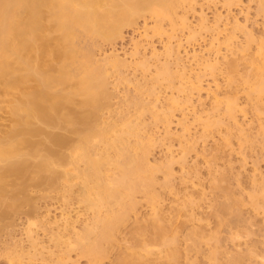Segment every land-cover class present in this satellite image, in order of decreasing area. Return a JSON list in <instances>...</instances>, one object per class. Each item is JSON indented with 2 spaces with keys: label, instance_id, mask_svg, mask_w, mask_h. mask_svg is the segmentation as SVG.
<instances>
[{
  "label": "rangeland",
  "instance_id": "obj_1",
  "mask_svg": "<svg viewBox=\"0 0 264 264\" xmlns=\"http://www.w3.org/2000/svg\"><path fill=\"white\" fill-rule=\"evenodd\" d=\"M179 1L173 7L164 6L172 19L164 17L158 22L146 12L125 26L121 37L98 38L93 49L109 73L111 110H103V121L136 120L135 112L142 113V106L134 105L132 97H141L149 105L143 116L139 114L145 142L151 141L149 163L157 167L172 157L175 161L170 178L165 169L155 172L157 199L136 193L135 210L115 230V240L105 243L106 256L91 262L79 249L67 246L90 225L93 212L81 199L75 166H65L61 169L75 175V179L67 175L68 182L73 178L71 187L63 176L52 187L30 185L29 204L18 210L5 208L9 214L0 227V264H55L62 259L65 264H116L129 252L140 254L137 264H167L164 256L174 247L180 251V264H231L234 256L238 260L241 256V264H264V93L250 94L246 81L256 62L264 60V0ZM115 59L126 65L118 70ZM164 62L174 72L176 88L168 87L166 80L153 82L167 66ZM232 64L236 69L230 68ZM180 85L186 90L179 91ZM151 87L157 97L146 92ZM175 97L181 106L171 111ZM231 98L237 102L236 123L226 115ZM170 111L167 126L162 118ZM155 113L161 119L156 120ZM211 120L222 123L207 126ZM186 148L192 150L183 160ZM113 169L108 168L116 174ZM253 194L259 195L258 201ZM223 203L236 207L224 216L232 220L230 226H218L215 219ZM156 217L176 234L177 243L166 247L152 243L146 254L134 244L138 241L132 233L138 226L149 227ZM196 230L203 235H189ZM213 251H217L215 258Z\"/></svg>",
  "mask_w": 264,
  "mask_h": 264
},
{
  "label": "bare ground",
  "instance_id": "obj_2",
  "mask_svg": "<svg viewBox=\"0 0 264 264\" xmlns=\"http://www.w3.org/2000/svg\"><path fill=\"white\" fill-rule=\"evenodd\" d=\"M178 1L0 0V227L2 219L9 214L6 207L18 210L32 201L27 193L30 185L41 187L46 183L52 187L59 184L62 176L67 181L69 171L61 168L73 165L76 178L80 179L81 199L92 210L93 218L73 242L68 239L67 246L79 249L81 256L98 263L108 252V241L115 240V230L135 210V194L142 192L151 200L157 199L155 172L165 169L170 178L173 157L164 166L149 163L151 141L145 142L142 118L139 119L149 105L144 104L140 96L132 97L134 105L142 106V113L134 114L136 120L124 116L119 124L103 121V110H111L109 73L98 63L93 49L98 38L115 40L121 37L123 28L137 22L146 12L158 22L164 17L171 18L164 6L165 9L173 7ZM202 20L204 23L206 19L202 17ZM182 21L186 23L184 18ZM261 50L264 54V48ZM170 54L167 56L173 51ZM114 62L118 70L126 65L122 60ZM168 67V64L163 66L153 82L161 84L166 80L168 87L176 88L174 72ZM236 67L232 64L230 68ZM120 79L125 80L123 76ZM246 81L250 82V94L261 96L264 93V60L256 62L254 72L247 75ZM177 89L186 90L181 85ZM146 92L156 96L153 87ZM171 99V111L181 106L176 97ZM236 109L237 102L231 98L226 108L229 119L236 120ZM171 111L162 118L167 126L171 122ZM156 118H160L158 113H155ZM212 121L207 126L222 123L221 120ZM190 150L192 148L184 150L183 160ZM110 166L116 168L113 169L117 171L113 173L115 176L108 170ZM72 181L73 178L67 185L71 187ZM253 196L258 201L259 195ZM233 204L219 206L215 214L218 226H230L232 220L229 222L230 218L225 219V215L236 208ZM144 227L138 226L132 238L135 237L138 242L133 241L134 244H139L146 254L152 243L165 247L177 243L176 234L172 235L160 217ZM199 233L202 232L196 230L189 235L197 237ZM211 237L217 239L216 234ZM179 252L175 247L167 250L165 263L180 264ZM216 253L213 251L211 256L217 257ZM129 255L131 252L119 258L116 264L141 263L138 261L142 259L140 254L132 252V257ZM234 258L231 264H241V256L239 260ZM55 264L65 262L62 259Z\"/></svg>",
  "mask_w": 264,
  "mask_h": 264
}]
</instances>
